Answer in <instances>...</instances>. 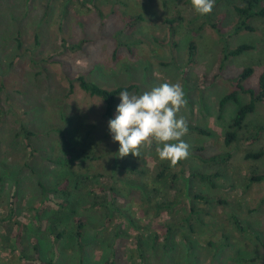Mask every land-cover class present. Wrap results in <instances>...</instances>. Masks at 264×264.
<instances>
[{
    "label": "rangeland",
    "instance_id": "obj_1",
    "mask_svg": "<svg viewBox=\"0 0 264 264\" xmlns=\"http://www.w3.org/2000/svg\"><path fill=\"white\" fill-rule=\"evenodd\" d=\"M242 5L215 0L201 16L191 0H0V264H264V182H249L264 175V157L246 158L264 150V104L231 146L226 132L251 98L239 91L238 103L220 106L245 69L244 88L255 91L264 73V18L236 33ZM241 45L253 49L223 63ZM80 76L109 90L135 85L137 95L179 83L188 101L179 115L209 134L188 131L189 157L155 180L169 162L154 143L119 158L103 101L77 84L69 95ZM219 155L230 158L207 162ZM42 185L58 189L45 197ZM154 194L177 204L157 214Z\"/></svg>",
    "mask_w": 264,
    "mask_h": 264
},
{
    "label": "clouds",
    "instance_id": "obj_2",
    "mask_svg": "<svg viewBox=\"0 0 264 264\" xmlns=\"http://www.w3.org/2000/svg\"><path fill=\"white\" fill-rule=\"evenodd\" d=\"M191 4L204 16L213 12L215 0H191ZM119 98L117 115L108 122L113 141L120 145L119 158L129 154L139 158L142 149L153 143L160 160L173 168L189 157L190 145L182 139L188 125L179 115L188 103L181 84L163 83L139 95L125 90Z\"/></svg>",
    "mask_w": 264,
    "mask_h": 264
},
{
    "label": "trees",
    "instance_id": "obj_3",
    "mask_svg": "<svg viewBox=\"0 0 264 264\" xmlns=\"http://www.w3.org/2000/svg\"><path fill=\"white\" fill-rule=\"evenodd\" d=\"M263 1L264 0H242L243 5L236 8V13L239 17V22H238L237 26L235 27L236 33L243 31V30L251 31V32L254 31V27L251 25V21L255 18H264ZM135 19L141 20V17H137ZM168 22H171V21L168 20ZM216 26H217V24H215V23L212 24V27L214 29ZM216 30H217V33H220V30L218 28ZM194 49H195L194 44H191L190 48H189V56L191 58V61H192V58L194 57ZM252 49H253V47L250 45H241L238 48H236L235 50H231V51L225 49L224 50V56H223V63L225 61H227L230 57L240 56L244 52L252 50ZM252 74H253V70L251 68L245 69L243 71V73L237 79L234 80V84H235L236 89L234 91H232L231 93H229L228 95H226L225 97H223L221 102H220L221 108H224L230 102L238 103L239 91L244 92L245 94L249 95L251 98L249 103L240 107V109L238 110L234 120L232 121V123L229 127V130L226 132L225 144L227 146H231L237 140L239 133L244 128L247 117L250 114L255 112L257 104H259V103L264 104V73L261 75L260 88L258 91H255L253 89L244 88V85H243L244 82L247 79H249ZM69 83H70L69 95L74 93L75 85L77 84L81 88V90H83L85 93H87L91 97L100 98L104 103V117H106L108 119H112L114 117V110H115L117 98L119 97V94L122 91L127 90L130 93V92H133L134 90H138V87L135 85L118 87V88L110 89V90L105 89V88L98 86L97 84H95L93 82H90L89 80H87L83 76H80V77L75 78V79H71ZM188 131L193 132V133L197 132V133L204 134V135L209 134L206 130L199 129L197 127H192V126H188ZM261 132H264V126L257 128V133L259 134ZM21 135L25 136L26 139H30V137H31V135H33V133L31 131H29L28 129H26L25 127H23L21 130ZM263 157H264V150H261L257 153H250L246 156L247 159H251V160H259ZM229 158H230L229 155H221V156L219 155V156L212 157L207 162L224 163ZM172 169H173V167H171L170 164H164V165L160 166V172H159V174L155 180L160 179V178H165L167 173L169 171H171ZM126 170L130 173H136V170L132 169V168H126ZM97 177L98 176L95 175V176H92L91 179L97 178ZM197 177L200 178L202 181H210L213 177H218V175H197ZM176 179H177V177L175 175L170 176L169 185L171 187L174 185V182L176 181ZM249 182H264V175L250 177ZM134 184H141V185H143V187L145 189H146L145 186H147L143 182H139V183L134 182ZM144 188L141 191L143 192L142 195L144 196L143 199L145 200L146 196H145ZM42 189H43V193H44L43 196L47 197L49 195V193L56 191L58 189V187L56 186L53 189H48L49 190L48 191L46 189V187L44 185H42ZM156 197H158V196L154 194L152 196V198H150L148 196L147 199H148L149 203L154 204L153 209L155 210V212L157 214H159L163 211H169L172 209V207H174V205L177 204L176 201L175 202L164 201L162 203H160L159 201H154L156 199ZM193 199L204 200L207 203H211V201L208 198H206L202 195H195L193 197ZM70 207L71 206L66 202H63L60 205V208L62 210L71 211V214H73V215L76 214V211L71 210ZM120 212L122 213L124 211H120ZM122 214H125V213H122ZM12 215L14 217L15 213H12ZM191 215H194L193 208L191 211ZM128 220H129V223L134 224V223H132V220H130V219H128ZM50 222H51L50 223V225H51L52 222H54V221L50 220ZM237 224H238V222H237ZM75 225H76L75 238H76V241L79 244V246H81V242H82V238H83V234H84V229L86 227L85 226V220L82 218H77L75 220ZM54 233H55V230H52V234H54ZM16 237L17 238L15 239V244H16L17 248H19L21 245V234H17ZM170 237H171V232L167 235L168 239H170ZM82 264H84V263H82Z\"/></svg>",
    "mask_w": 264,
    "mask_h": 264
}]
</instances>
